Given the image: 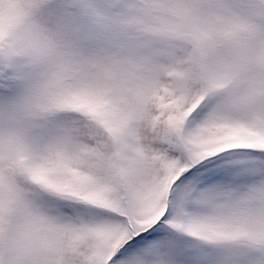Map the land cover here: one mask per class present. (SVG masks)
Returning a JSON list of instances; mask_svg holds the SVG:
<instances>
[{
  "label": "snow or ice",
  "instance_id": "1",
  "mask_svg": "<svg viewBox=\"0 0 264 264\" xmlns=\"http://www.w3.org/2000/svg\"><path fill=\"white\" fill-rule=\"evenodd\" d=\"M0 264H264V0H0Z\"/></svg>",
  "mask_w": 264,
  "mask_h": 264
}]
</instances>
